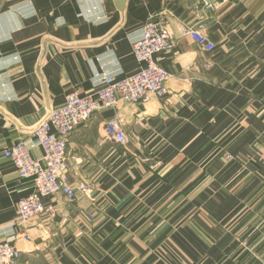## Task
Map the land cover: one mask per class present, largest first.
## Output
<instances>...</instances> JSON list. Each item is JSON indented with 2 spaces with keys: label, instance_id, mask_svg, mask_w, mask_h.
Here are the masks:
<instances>
[{
  "label": "crops",
  "instance_id": "0c3cea01",
  "mask_svg": "<svg viewBox=\"0 0 264 264\" xmlns=\"http://www.w3.org/2000/svg\"><path fill=\"white\" fill-rule=\"evenodd\" d=\"M151 17L176 40L155 58L167 95L80 126L67 179L91 192L45 198L53 218L20 222L17 204L34 184L19 182L2 152L24 141L41 160L34 129L69 93L136 74L133 44ZM117 116L125 146L104 135ZM3 241L19 264H264V0H0Z\"/></svg>",
  "mask_w": 264,
  "mask_h": 264
},
{
  "label": "built area",
  "instance_id": "2783aa9c",
  "mask_svg": "<svg viewBox=\"0 0 264 264\" xmlns=\"http://www.w3.org/2000/svg\"><path fill=\"white\" fill-rule=\"evenodd\" d=\"M205 5L209 9L213 7L211 2H205ZM182 35L190 38L203 52H212L216 48V44L196 28L183 27ZM175 46L176 40L166 29L164 19L151 17L144 26L143 37L133 44V55L141 66L136 74L122 79L106 76L102 86L90 94L83 95L79 90L69 93L64 105L51 110L34 129V146L44 151L41 160L32 157L30 147L24 141L2 152L4 159L15 166L19 182L30 180L34 184V193L17 204L20 222H30L43 214L53 218L55 209L43 202L45 198L60 195L74 203L80 194L91 192L88 184L76 188L68 184L67 174L72 167L67 147L71 136L103 110L118 109L122 104L145 105L153 98H164L169 73L157 64L155 58L159 54L171 53ZM103 131L107 139L126 145V133L118 116L108 121ZM25 238L30 239L28 235ZM20 260L21 252L14 244L0 242V264H19Z\"/></svg>",
  "mask_w": 264,
  "mask_h": 264
},
{
  "label": "rangeland",
  "instance_id": "374dc122",
  "mask_svg": "<svg viewBox=\"0 0 264 264\" xmlns=\"http://www.w3.org/2000/svg\"><path fill=\"white\" fill-rule=\"evenodd\" d=\"M231 157L230 156H227V159H230Z\"/></svg>",
  "mask_w": 264,
  "mask_h": 264
},
{
  "label": "water",
  "instance_id": "95a60500",
  "mask_svg": "<svg viewBox=\"0 0 264 264\" xmlns=\"http://www.w3.org/2000/svg\"><path fill=\"white\" fill-rule=\"evenodd\" d=\"M123 2V1H122Z\"/></svg>",
  "mask_w": 264,
  "mask_h": 264
}]
</instances>
